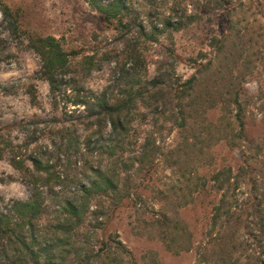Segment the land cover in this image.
<instances>
[{"label": "rangeland", "instance_id": "374dc122", "mask_svg": "<svg viewBox=\"0 0 264 264\" xmlns=\"http://www.w3.org/2000/svg\"><path fill=\"white\" fill-rule=\"evenodd\" d=\"M1 1L19 8L16 28H9L0 13V120L5 123L53 113L30 36H54L64 48L80 50L81 56L93 54L96 60L106 50L122 55L131 45L139 58L126 65L133 69L123 74L125 83L153 77L161 60L171 76L169 83L196 75L190 96L183 100L188 104L184 129L172 120L180 103L172 95L145 120L134 111L123 146L113 147L111 141L107 148L54 159V173L62 182L58 193L70 197L100 166L113 181L115 193L130 195L129 204L115 213L110 230L137 264H256L253 257L246 258L258 252L247 239L249 212L237 206L257 197L264 207V0H226L232 11L231 30L216 0H200L198 11L188 6V13L195 12L197 18L180 30L157 27L155 41L149 35L139 40L128 36L127 43L117 41V32L85 0ZM166 1L154 0L151 5L133 0L146 31L166 14ZM215 38L224 41L215 43ZM208 61L210 67L204 68ZM113 67L114 63H104L85 84L94 90L110 84L119 76L113 74ZM30 86L37 96L35 105L27 94ZM234 93L247 104L242 139L234 133L229 103ZM39 144L49 141L42 139ZM215 175L223 183L221 191L213 181ZM221 192L234 214H222L213 224V208ZM30 194L19 173L1 159L0 208ZM109 198L104 197L105 205ZM163 215L166 220L157 222ZM94 226L99 222L86 216L84 226L72 237L77 244L67 264L78 260L77 264H85L88 253L96 249ZM95 262L101 264H89ZM127 263L125 259L123 264Z\"/></svg>", "mask_w": 264, "mask_h": 264}, {"label": "trees", "instance_id": "16d2710c", "mask_svg": "<svg viewBox=\"0 0 264 264\" xmlns=\"http://www.w3.org/2000/svg\"><path fill=\"white\" fill-rule=\"evenodd\" d=\"M85 1L100 14L106 25L117 32L116 39L121 43H127L128 36L139 40L148 35L153 42L157 27L178 31L195 21V12L200 7V0H167L166 14L157 24L151 25L150 31H146L147 25L139 18L133 0ZM144 1L151 5L154 3V0ZM216 1L225 11L227 30H231L232 11L227 1ZM188 6L195 12L188 13ZM0 13L9 28L17 27L19 8L12 9L0 0ZM28 40L29 46L39 57V78L48 85L53 113L47 118L13 123L0 120V160L5 158L31 191L28 199L15 200L0 208V264H67L70 251L77 244L72 237L84 226L86 216L99 222V226L93 228L97 232L96 249L88 253L85 264L92 261L123 264L125 259L128 260L127 264H137L130 250L110 230L115 213L129 204L130 195L115 193L113 181L104 175L100 166L95 167L97 170L91 177L75 187L70 197L63 195L62 191L58 193L62 182L60 176L54 173V159L69 153L81 155L89 149L107 148L111 141L113 147L123 146L133 112L137 111L140 118L145 120L170 95L180 102L179 112L172 120L178 128L184 129L188 104L183 100L190 96L196 75L169 83L171 76L168 70H164V61L161 60L153 77L145 76L137 83H125L123 74L133 69L126 65L132 61L137 63L139 58L131 45H126L122 55L106 50L96 60L93 54L81 56L80 50L64 48L60 40L51 35L30 36ZM214 41L221 43L224 40L215 38ZM169 52V55H174L173 51ZM104 63H114L112 72L119 76L110 84L94 90L85 82ZM210 65L208 61L204 68ZM27 94L30 103L35 105L37 96L32 86L27 89ZM229 103L233 106L234 133L237 139H242L245 137L247 104L238 93L230 95ZM42 139L49 141V145H38ZM140 147L137 152L142 156L140 152L144 143ZM238 168L242 172L246 170L243 166ZM213 181L221 191L224 186L218 175L213 177ZM104 197L109 198L107 205L103 203ZM226 200L227 196L221 192L219 202L213 208V224L222 214L233 216L232 206L225 205ZM237 207L239 211L248 210L245 219L247 239L255 250L258 249L256 253L253 248L250 249L255 256L247 254L246 258L253 257L256 264H264V207L257 197ZM162 220H166L165 215L157 222L161 223Z\"/></svg>", "mask_w": 264, "mask_h": 264}]
</instances>
